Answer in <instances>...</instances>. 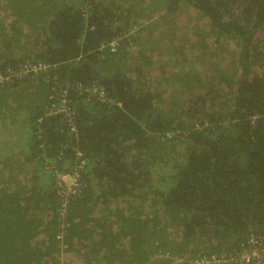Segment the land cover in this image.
I'll use <instances>...</instances> for the list:
<instances>
[{"label":"trees","instance_id":"16d2710c","mask_svg":"<svg viewBox=\"0 0 264 264\" xmlns=\"http://www.w3.org/2000/svg\"><path fill=\"white\" fill-rule=\"evenodd\" d=\"M26 62L48 70L0 80V264H190L264 245V0H0V74ZM65 83L113 102L69 90L77 132L39 123ZM42 89L44 104L26 97ZM21 91L25 142L2 132ZM76 149L89 164L63 220L44 161L69 168Z\"/></svg>","mask_w":264,"mask_h":264},{"label":"built area","instance_id":"2783aa9c","mask_svg":"<svg viewBox=\"0 0 264 264\" xmlns=\"http://www.w3.org/2000/svg\"><path fill=\"white\" fill-rule=\"evenodd\" d=\"M88 2V0H86ZM112 51H115L116 44L112 43ZM48 70L45 64H35L26 62L20 65L16 70L8 72L5 76L0 74V80H11L18 78H25L30 76L42 75ZM5 80V81H6ZM67 83H65L66 85ZM64 85V86H65ZM76 89L79 94L85 93L88 96V102L98 101L101 103L113 102L107 98L105 89L99 84L91 87L82 88L73 87V84L68 83L65 88L59 87L53 89L49 96V104L45 109L43 117L38 120L41 123L44 120L63 117L68 123V129L72 133L77 132V127L74 120V110L72 108V101L69 98V90ZM45 146V145H44ZM75 157L73 163L69 168L58 167L59 162L52 160L44 161V169L52 174L54 178V188L59 196L58 214L64 220L67 215L68 204L72 199L78 197L83 188V172L89 164V159L83 155L80 149L75 150ZM59 160V159H58ZM57 162V163H56ZM64 228V226H63ZM63 234L58 235V239L62 240ZM247 246V247H246ZM235 254L217 255L211 254L209 256H202L196 258H188L190 264H264V245L259 238L252 237L248 245ZM179 262V261H177Z\"/></svg>","mask_w":264,"mask_h":264},{"label":"rangeland","instance_id":"374dc122","mask_svg":"<svg viewBox=\"0 0 264 264\" xmlns=\"http://www.w3.org/2000/svg\"><path fill=\"white\" fill-rule=\"evenodd\" d=\"M34 96H35V98L38 99V102L39 103H41V104H44L45 103V101H46V91L44 89H42L41 91H39V92H37V93H35L33 95H31L28 92V90L26 91V97L27 98H30L32 100V103H33V100L35 101ZM6 97L7 96H5V98ZM12 99H16V100H18L20 102H22L24 100V103L23 104H21V103L20 104H17L15 106V108H14V109H18V110L22 111L23 113L20 114V115H18V113L15 112V113H12V114L6 113V114L2 115V120H3V122H2L3 123L2 132L6 136H8L9 134H13L19 140L21 139L22 142H25L26 141V138H27V136H26V130L23 131L22 129H20V128L24 127L25 124L23 122L19 121L18 119H20L21 117H24L25 119H28L31 116L32 111L34 109L31 110V108L29 107V109L26 112V108H25V93L23 91H21V94L20 95L13 96ZM35 102L37 103V101H35ZM2 103L5 104L4 102H2ZM12 149L9 150L7 148L6 153H10V151H12ZM15 150L16 151H19V152L21 151V149L18 148V147H16ZM82 261H83V263H82ZM78 264H86V262H85V260H82L81 259V261L78 260Z\"/></svg>","mask_w":264,"mask_h":264},{"label":"crops","instance_id":"0c3cea01","mask_svg":"<svg viewBox=\"0 0 264 264\" xmlns=\"http://www.w3.org/2000/svg\"><path fill=\"white\" fill-rule=\"evenodd\" d=\"M23 145V144H22Z\"/></svg>","mask_w":264,"mask_h":264}]
</instances>
